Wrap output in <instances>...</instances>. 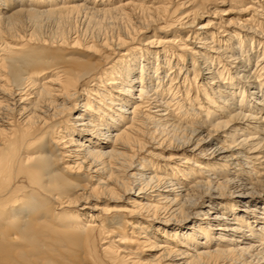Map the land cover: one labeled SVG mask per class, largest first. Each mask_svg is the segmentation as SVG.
I'll use <instances>...</instances> for the list:
<instances>
[{"label":"bare ground","instance_id":"6f19581e","mask_svg":"<svg viewBox=\"0 0 264 264\" xmlns=\"http://www.w3.org/2000/svg\"><path fill=\"white\" fill-rule=\"evenodd\" d=\"M0 264H264V0H0Z\"/></svg>","mask_w":264,"mask_h":264}]
</instances>
